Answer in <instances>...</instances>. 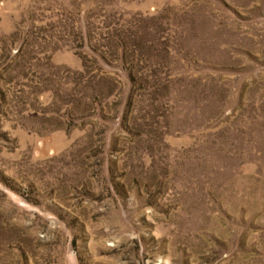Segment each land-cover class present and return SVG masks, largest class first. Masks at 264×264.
Returning a JSON list of instances; mask_svg holds the SVG:
<instances>
[{"label":"rangeland","instance_id":"rangeland-1","mask_svg":"<svg viewBox=\"0 0 264 264\" xmlns=\"http://www.w3.org/2000/svg\"><path fill=\"white\" fill-rule=\"evenodd\" d=\"M0 264H264V0H0Z\"/></svg>","mask_w":264,"mask_h":264}]
</instances>
